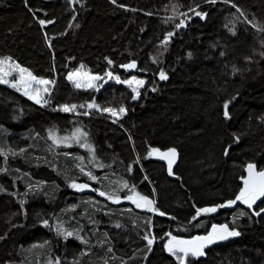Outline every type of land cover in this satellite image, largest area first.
Returning <instances> with one entry per match:
<instances>
[{
  "label": "trees",
  "instance_id": "16d2710c",
  "mask_svg": "<svg viewBox=\"0 0 264 264\" xmlns=\"http://www.w3.org/2000/svg\"><path fill=\"white\" fill-rule=\"evenodd\" d=\"M260 29L264 0H0V59L54 81L45 105L0 83V264H179L164 236L214 223L240 235L187 264H264V214L236 199L246 166L264 169ZM131 61L138 71L120 69ZM78 68L145 85L138 99L119 83L77 88ZM153 149L176 150L171 174Z\"/></svg>",
  "mask_w": 264,
  "mask_h": 264
},
{
  "label": "snow or ice",
  "instance_id": "6c2138e0",
  "mask_svg": "<svg viewBox=\"0 0 264 264\" xmlns=\"http://www.w3.org/2000/svg\"><path fill=\"white\" fill-rule=\"evenodd\" d=\"M113 3L116 2V0H112ZM213 2H215V0H213ZM197 15H201L200 13H197ZM41 24H44L45 22L43 20L40 21ZM255 27V25H253ZM261 31H264V29H260ZM171 35V34H170ZM190 55V54H189ZM262 56H264V53L261 54ZM7 61H0V64H6ZM109 63H111V61H109ZM135 62L129 64V65H125L124 67L127 68H134ZM15 70H17L19 72V79L15 80L14 82H9V80L6 78V76L8 75V73H4L3 75H0V83L3 84H9L10 86L13 88H16L17 91H20L21 89L24 90V95L28 96L29 99H34L36 101V103H41V98L39 95L40 90L38 89H34L33 93L30 94L28 89L32 86L33 83L35 84H39V85H51L54 83V81H50V80H45V79H37V77L33 76L31 72H28L27 69L21 68L19 65H14L13 66ZM76 73H73L71 76H69L68 78L71 80L73 79L74 76H76ZM108 76H112L111 73L107 74ZM160 78L161 79H167V76L165 75V73L161 72L160 73ZM91 80H95V79H101L100 77H91ZM114 79L117 82H123V83H129L131 84L132 81H120L119 77H114ZM133 80H135V77H133ZM138 84H143V81H136ZM81 83L77 82L76 83V87L79 88L81 87ZM88 87H94V85H92L90 82L88 83ZM44 92H48V88L45 87L43 89ZM135 91V89H134ZM137 96H139V93H137ZM99 107L98 105H89V107ZM81 107H84L83 105H81ZM76 108L75 105H72L71 107H69L68 105H64L62 106V110L65 112H69V111H74ZM225 109H227V104L225 105ZM105 112H111L113 115H116V110L111 109V108H105L104 109ZM126 110L121 107L119 109L120 113H124ZM85 115H87V113H85ZM225 116H228L227 111H225ZM80 130L77 129V133H79ZM84 135L86 136L87 134L84 133ZM53 139H55V136H53ZM79 142V141H77ZM84 147H88L89 149H91V145H82ZM153 152H158V149H153ZM227 154V153H226ZM177 156V152L175 149H170L168 152L166 153H161V157L164 159H168V170L169 173H172V164L174 163V160ZM255 165L253 164H249L248 165V172H249V176L247 179L244 180V188L241 190L239 196L236 198L237 200L242 201L244 204H247L249 207L252 206L253 203H255V201L261 197H264V171H259L256 172L254 171L255 169ZM83 171V169H81ZM87 175L90 177V179H96V177L92 176L91 173H87ZM73 187H77V188H87L89 187L88 185H76L73 184ZM125 187H127V184H125ZM0 191H3L2 186H0ZM101 196L105 195V193L101 192L100 193ZM136 196L139 197V200H134L132 196H129L128 199L133 200V203H136L137 207H147L149 208V210L151 211H155L154 208L151 207L152 205V201L149 200L147 197L145 196H139L138 193L135 194ZM108 199H113L112 196H109ZM142 202V203H141ZM236 203V200H231L228 201L226 205H221L220 207H225V206H232ZM217 209L216 208H204V209H200L199 211L201 212H215ZM260 211H264V209H261ZM160 215H164V213H160ZM256 215H260V212H257ZM47 223V222H45ZM117 227H119V225H117ZM58 232H61L62 229L58 228L57 229ZM73 233L72 232H67L66 236H72ZM170 235V234H169ZM240 233L237 231H229L227 228V225L222 226L220 229H217L216 227L213 228L212 233H210L208 236L206 237H195L193 240H181L178 239L177 237L173 236L171 238V240L168 242L167 244V250L169 253H171L173 256H176V258L178 260L181 261V264H184L185 259L191 254L192 256H202L204 255L203 252V248L205 247L206 244H211L213 242H215V240L219 239V240H223V239H227L229 236H239ZM79 238V237H77ZM145 239H147L148 244L151 245L154 241L153 239H148V237H145ZM178 253H182L183 255H178ZM57 264H59V261L57 260Z\"/></svg>",
  "mask_w": 264,
  "mask_h": 264
},
{
  "label": "rangeland",
  "instance_id": "374dc122",
  "mask_svg": "<svg viewBox=\"0 0 264 264\" xmlns=\"http://www.w3.org/2000/svg\"><path fill=\"white\" fill-rule=\"evenodd\" d=\"M73 1V0H71ZM188 20L190 18H187ZM184 24V23H183ZM0 61H7L6 64H0V75H3L4 73H8V75L6 76V78L9 80V82H14L15 80L19 79V72L17 70L14 69V65H18L15 61H13L12 59L10 58H2L0 59ZM20 66V65H19ZM21 67V66H20ZM23 68V67H21ZM25 69V68H24ZM73 73H76L77 75L73 77V79H71V82L76 86V83L79 82L81 83V87L79 88H83V89H87V90H97V91H100L104 86H106L108 83H119V84H123L125 85L126 87L128 88H131L135 89L134 93H135V98L138 99L139 96H137V93H139L140 95V88L143 87L145 85V80L142 79V78H139V77H135V80H133V77L129 78V79H126V80H122L119 76H116L114 74H112V76H108L107 74L103 75V76H100V75H93L91 74L90 72H87L85 71L84 69L82 68H78L74 71H72L69 76H71ZM33 75V74H32ZM34 76V75H33ZM36 77V76H35ZM91 77H100L101 79H95V80H91L90 78ZM114 77H119L120 81H132L131 84L129 83H123V82H117ZM37 79H43V78H39L37 77ZM45 80H48V79H45ZM136 81H143L144 83L141 85V84H138ZM91 83L92 85H94V87H88V83ZM10 83L9 84H4V85H8L10 86ZM3 84V83H1ZM53 84L51 85H39V84H35L33 83L32 86L28 89L29 93L32 94L33 93V90L34 89H38L40 90L39 92V95H40V98H41V103H37L39 105H45L47 103V98L48 96L50 95V92H51V88H52ZM11 87V86H10ZM47 87L48 88V92H44L43 89ZM13 88V87H12ZM16 89V88H14ZM17 90V89H16ZM20 93H22L24 95V90L21 89L19 91ZM26 96V95H25ZM28 97V96H26ZM29 98V97H28ZM32 101H34L36 103V101L34 99H31ZM91 105H94V104H91ZM117 113V112H116ZM110 116L113 118V119H119V114L117 113L116 115H113L111 112H109ZM78 139V138H77ZM77 139H74V140H77ZM85 143L87 144V142L85 141ZM88 148V147H86ZM92 146H91V149L88 148V155L91 156V152H92ZM161 153H166L164 151H158V152H152L153 156L157 157V158H162L161 157ZM177 158V156H176ZM175 158V160H176ZM164 159V158H163ZM167 160L168 162V159H165ZM174 160V161H175ZM94 181V180H93ZM136 193L134 192H131L130 193V196L133 197L134 200H139V197L138 196H135ZM129 201H131L133 203V200H130L128 199ZM239 203L243 204L246 208L249 209V206L247 204H244L242 201H238ZM142 203V202H141ZM136 207V203H133ZM152 207V205H151ZM140 209H149L147 207H138ZM204 214H207V215H210L212 214L213 212H203ZM174 235V234H173ZM206 235V234H205ZM193 237V236H192ZM186 238H190V237H186ZM170 241V239H168L166 242L168 244V242ZM148 242V241H147ZM153 244V243H152ZM151 244V245H152ZM149 245V244H148ZM150 245V246H151ZM181 263V261H180ZM179 263V264H180ZM40 264H57L54 257H47V258H43L40 260Z\"/></svg>",
  "mask_w": 264,
  "mask_h": 264
},
{
  "label": "water",
  "instance_id": "95a60500",
  "mask_svg": "<svg viewBox=\"0 0 264 264\" xmlns=\"http://www.w3.org/2000/svg\"><path fill=\"white\" fill-rule=\"evenodd\" d=\"M183 27H184V25H181L180 28H183ZM169 41H170V37H168V38L165 39V42H166V43H168ZM133 62H135V61H131V62H129V63H126L125 65H129V64H131V63H133ZM125 65H122V66L120 67V69H121L122 71L127 72L128 74H133V73H135L136 71H138V63H137V62H135V65H136V66H135L134 68H127V67H124ZM250 164L255 165L254 163H250ZM248 165H249V164H248ZM248 165H247L246 168H245V177H244V179H243V184H244V180L247 179L248 176H249ZM255 166H256V165H255ZM254 171L259 172V171H264V169H259V168L256 166L255 169H254ZM81 185H88V186H89V187H87V188H83V189L75 187L76 190L81 189V191H80L81 194H83V195H88V194L95 195V194H97V188H96L95 186H93L91 183H83V184H81ZM262 203H264V197H261V198L257 199V200L255 201V203H253L252 206L249 207V210H250L253 214L256 215V213H257V209H258V207H259ZM262 214H264V211H261V212H260V215H262ZM169 234H170V235H169ZM209 234H210V233H208V234H206V235H195V236H193V237L186 238V237H178V236L173 235V233L168 232V233L166 234V236H164L163 239L169 237L170 240H171V238H172L173 236H175V237H177L178 239H181V240H193L195 237H206V236H208ZM230 237H231V236H230ZM230 237H228V238H230ZM163 239H162V240H163ZM224 240H226V239H223V240H219V239H217V240H215V242H213V243H211V244H206L205 247L203 248L204 255H202V256H194V257H196V258H198V259H204L205 256H206V251H207L208 248L213 247L214 245H216V244H218V243H220V242H222V241H224ZM182 255H183V254H182ZM190 255H191V254H190ZM180 264H181V263H180ZM184 264H187V258L185 259Z\"/></svg>",
  "mask_w": 264,
  "mask_h": 264
},
{
  "label": "flooded vegetation",
  "instance_id": "af4514ba",
  "mask_svg": "<svg viewBox=\"0 0 264 264\" xmlns=\"http://www.w3.org/2000/svg\"><path fill=\"white\" fill-rule=\"evenodd\" d=\"M79 191V193H80V191H81V189H79L78 190ZM97 192H98V188H97ZM225 224H220V223H214L213 225H212V227L210 228V230L208 231V233H212V230H213V228L214 227H216L217 229H220L222 226H224ZM228 228V227H227ZM228 230L230 231V229L228 228ZM207 233V234H208ZM166 236V235H165ZM168 239H170L169 237H167V238H165V239H163L162 241H167Z\"/></svg>",
  "mask_w": 264,
  "mask_h": 264
},
{
  "label": "bare ground",
  "instance_id": "6f19581e",
  "mask_svg": "<svg viewBox=\"0 0 264 264\" xmlns=\"http://www.w3.org/2000/svg\"><path fill=\"white\" fill-rule=\"evenodd\" d=\"M97 188V187H96ZM134 192V191H133ZM129 196V195H128ZM136 196V195H135ZM235 208V207H234Z\"/></svg>",
  "mask_w": 264,
  "mask_h": 264
}]
</instances>
